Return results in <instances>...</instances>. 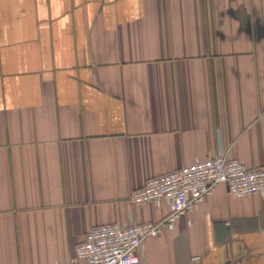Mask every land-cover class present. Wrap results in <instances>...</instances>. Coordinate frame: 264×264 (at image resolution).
Masks as SVG:
<instances>
[{"label": "crops", "instance_id": "1", "mask_svg": "<svg viewBox=\"0 0 264 264\" xmlns=\"http://www.w3.org/2000/svg\"><path fill=\"white\" fill-rule=\"evenodd\" d=\"M219 148L264 165V0H0V264L161 220L131 193ZM193 255L264 264V197L217 185L142 260Z\"/></svg>", "mask_w": 264, "mask_h": 264}, {"label": "built area", "instance_id": "2", "mask_svg": "<svg viewBox=\"0 0 264 264\" xmlns=\"http://www.w3.org/2000/svg\"><path fill=\"white\" fill-rule=\"evenodd\" d=\"M219 184L235 198L264 197V165L250 168L219 148L205 159L147 179L131 193V205L151 202L158 206L165 201L169 213L158 221L91 226L67 264H148L142 260L145 240L172 230L177 218L193 212ZM190 261L200 264L201 256L193 255Z\"/></svg>", "mask_w": 264, "mask_h": 264}]
</instances>
